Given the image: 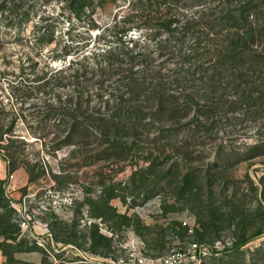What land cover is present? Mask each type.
I'll return each instance as SVG.
<instances>
[{"label": "rangeland", "instance_id": "1", "mask_svg": "<svg viewBox=\"0 0 264 264\" xmlns=\"http://www.w3.org/2000/svg\"><path fill=\"white\" fill-rule=\"evenodd\" d=\"M130 1H84L88 7L84 11L90 10L95 23L86 29L76 0H0L2 173L18 169L29 181L18 201L30 195L28 210L36 220L51 223L62 238L70 234L77 241L83 238L84 215L103 213L98 222L112 235L109 241L100 240L96 250L108 257L124 255L129 239L145 254L156 255L170 242L211 243L235 236L234 246L202 264H264V87L257 86L264 82V67L260 73L249 71L246 84L226 58L214 55L210 60L209 53L204 54L192 82L169 85V93L180 97L178 104L187 102L185 115L107 121L43 113L58 109L65 95L76 93L37 88L33 76L46 63L61 66L64 60L56 53H64L72 41L87 42L90 49L99 26ZM154 1L162 12L200 15L203 10L206 21L219 23L227 11L243 10L253 14L249 17L253 23H264V0ZM141 3L149 5L148 0ZM139 25L129 35L152 38L153 27ZM83 35L86 39L78 41ZM47 55L52 57L46 60ZM216 61L220 65L210 84L206 65ZM26 77L30 81L20 80ZM102 127L104 132L98 130ZM8 195L0 191V234L15 230ZM153 199H159L163 215L192 213L198 229L187 235L174 220L163 224L153 218L145 224L137 216L151 211L139 207ZM110 208L128 212V220L112 217ZM93 224L98 225L91 223L88 233Z\"/></svg>", "mask_w": 264, "mask_h": 264}, {"label": "trees", "instance_id": "2", "mask_svg": "<svg viewBox=\"0 0 264 264\" xmlns=\"http://www.w3.org/2000/svg\"><path fill=\"white\" fill-rule=\"evenodd\" d=\"M76 1L80 4L77 11L85 18L84 26L93 28L95 23L90 10L87 9L89 14L84 11L88 8L84 4L86 0ZM143 1L146 0H138V3L131 0L126 7L116 10L109 21L99 26L90 49H86L87 42L72 41L64 53H56V58L64 60L61 66L52 68L46 63L45 69L33 76L32 81L39 82L37 88H66L76 93L65 95L58 109H46L44 114L107 121L142 120L176 113L185 115L187 102L178 104L180 97L169 93V85L184 86L192 82L194 71L204 64L199 63L204 54L209 53L210 60L214 55L215 58H226L230 66L240 71L237 76L246 84L249 71L260 73L263 69L264 23L259 25L253 23L252 18L249 20L253 14L229 10L217 23L216 19L206 21L203 10L200 15H186L169 9L162 12L164 9H159L157 1L148 0L149 5L141 3ZM142 23L145 27L148 24L153 27L152 38L129 35L132 28H139ZM80 38L78 41L86 39L85 35ZM50 57L47 55L46 60ZM190 58L195 62L188 63ZM208 65L206 70L210 76L207 81L212 84L217 75L215 68L220 63ZM181 73H185L184 76L169 79L171 75ZM20 80L30 81L28 77ZM257 86L263 88L264 82ZM90 90L95 92L89 93ZM56 98L60 100L61 97ZM98 130L104 132L106 128ZM3 187L4 181H0L1 192ZM110 210L112 217L128 220L115 209ZM11 211L14 214L12 208ZM102 214H97L101 220ZM14 225V231L0 235L12 236L18 230L16 222ZM95 231H98V225L93 224L89 236L94 247L100 245V240H110L100 233L95 239Z\"/></svg>", "mask_w": 264, "mask_h": 264}, {"label": "crops", "instance_id": "3", "mask_svg": "<svg viewBox=\"0 0 264 264\" xmlns=\"http://www.w3.org/2000/svg\"><path fill=\"white\" fill-rule=\"evenodd\" d=\"M2 170L3 168H0V181H4L6 178L4 181V192L5 196L9 194L8 196L12 198L10 206L15 211L14 221L17 223L16 210L19 202L17 198L18 195H20V191L27 187L26 184H28L29 181L26 180L25 177H22V174L18 169L11 172L13 174L12 179H7L8 175L3 174ZM116 213L125 215L128 218L130 216L128 212L124 213L116 211ZM188 213L190 212L186 210L181 212L179 214L180 218L186 217ZM133 215L137 216L134 213ZM169 217L173 216L167 214L158 215L152 212H150V215L137 216V218L142 220L145 224L152 222L153 218L161 220L163 224H166L171 220ZM61 218L66 219L67 215H63ZM84 219L87 220V222H85L81 219L85 226L82 230L84 235L83 238H79L78 241L75 234H70L66 238H62L61 235H63V233L57 232L51 227V223L41 219H38L39 223L47 225L49 234L39 236L42 230L39 226H36L30 228L26 232H22L18 227L17 232L12 236L0 235V264H97L103 258L108 257V255L96 250V247L93 246L89 233L87 232V228L91 223L96 222L100 234L108 238H110L112 234L103 229L101 221L98 222V219L101 220V217L88 218V216L86 217L84 215ZM172 220L176 221L186 231V228L180 224L177 218ZM194 225V231H196L198 229V223H196V220ZM39 237H42L45 240V247L36 243L35 238ZM172 243H169L166 248L167 250L171 247ZM9 247H12V249H8Z\"/></svg>", "mask_w": 264, "mask_h": 264}, {"label": "built area", "instance_id": "4", "mask_svg": "<svg viewBox=\"0 0 264 264\" xmlns=\"http://www.w3.org/2000/svg\"><path fill=\"white\" fill-rule=\"evenodd\" d=\"M8 179L13 178V174H8ZM30 195H24L18 202L17 207V224L22 232L28 231L30 228L39 226L41 228L40 235L49 234L46 224L39 223L33 213L28 210L26 198ZM150 209L152 213L162 215L163 211L159 199H153L143 203L139 210L145 211ZM176 219L180 224L186 228L187 235L194 231L195 217L192 213L184 218L180 215L169 217V219ZM38 245L45 247V240L42 237L35 238ZM235 236H229L223 239H217L211 243H203L198 241L175 242L171 247L162 254H145L138 245H135L134 240L129 239L124 245L126 252L118 257L103 258L97 264H202V262L210 257L221 254V252L230 249L236 243ZM55 264V263H52Z\"/></svg>", "mask_w": 264, "mask_h": 264}]
</instances>
